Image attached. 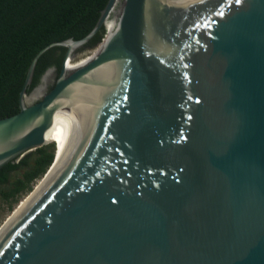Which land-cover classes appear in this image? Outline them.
I'll use <instances>...</instances> for the list:
<instances>
[{
  "label": "water",
  "instance_id": "95a60500",
  "mask_svg": "<svg viewBox=\"0 0 264 264\" xmlns=\"http://www.w3.org/2000/svg\"><path fill=\"white\" fill-rule=\"evenodd\" d=\"M116 2L83 37L41 48L19 110L0 118V167L80 121L0 232V264H264V0H123L67 69ZM54 46L53 88L50 68L27 93Z\"/></svg>",
  "mask_w": 264,
  "mask_h": 264
},
{
  "label": "trees",
  "instance_id": "16d2710c",
  "mask_svg": "<svg viewBox=\"0 0 264 264\" xmlns=\"http://www.w3.org/2000/svg\"><path fill=\"white\" fill-rule=\"evenodd\" d=\"M106 1L0 0V118L19 110V93L34 55L53 41L79 39L86 35ZM122 3L123 0H117L105 23L77 51L99 46ZM65 51L64 46H54L40 55L26 88L27 93L40 83L48 69L59 71ZM78 63L68 62L67 69L75 68ZM54 153L55 144L50 142L1 166L0 206L12 207L30 192L34 182L48 170Z\"/></svg>",
  "mask_w": 264,
  "mask_h": 264
},
{
  "label": "rangeland",
  "instance_id": "374dc122",
  "mask_svg": "<svg viewBox=\"0 0 264 264\" xmlns=\"http://www.w3.org/2000/svg\"><path fill=\"white\" fill-rule=\"evenodd\" d=\"M96 48H93V49H83V50H79V51H77V49H78L77 48L74 51L73 56L71 58H68L67 59V63L69 62L70 64H75V63H78L79 62L77 64V66H80L81 64L85 63L91 57V54L94 52V50H96ZM57 76H58V72L57 73L53 72V73H50L49 74V78L47 80V83L45 84V88L43 90V93H47L48 92L49 84H51V83L54 84ZM65 138H66V136L63 137V138H60V139H57V140L53 141V143L56 144L55 149H57L58 156L60 155L61 152H65V149H64V147L66 146L65 145ZM50 142L51 141H49L48 143H50ZM48 174L46 175L45 178H43L44 177V175H43L41 178H39L38 180H36L34 182V184H33V189L30 192L24 194L16 203H14L12 205V207H8L6 204H2L0 206V232L7 226V224L11 220H14V218L17 216L16 214H18V212L30 200H32L31 198H33L35 196V194H37V192L44 186V184H45V182L47 180V177L49 176ZM35 189H36V191L34 192Z\"/></svg>",
  "mask_w": 264,
  "mask_h": 264
},
{
  "label": "bare ground",
  "instance_id": "6f19581e",
  "mask_svg": "<svg viewBox=\"0 0 264 264\" xmlns=\"http://www.w3.org/2000/svg\"><path fill=\"white\" fill-rule=\"evenodd\" d=\"M67 64L68 63H66V67H67ZM79 122L80 121H78V123H76L74 126H73V128L69 131V132H67V133H65V134H62V135H60V136H58V137H55V138H52V139H50V140H47L48 142L49 141H51V142H53V141H55V140H57V139H60V138H63V137H65L66 136V138H65V147H64V149H65V152H61L60 153V155L59 156H57V149L55 150V160H54V164L52 165V167L50 168V170L48 171V177H47V180H46V182H45V184H44V186L53 178V176L57 173V171L60 169V167L62 166V164L64 163V160H65V158L68 156V154H69V152H70V150H71V148H72V146H73V144H74V141H75V139H76V137H77V133H78V131H77V124L79 125ZM55 146H56V144H55ZM52 171V172H51ZM46 174V175H47ZM46 175L44 176V178L46 177ZM43 186V187H44ZM42 187V188H43ZM31 199H33V198H31ZM31 201V200H30ZM29 201V202H30ZM28 202V203H29ZM28 203L24 206V207H26L27 205H28ZM23 207V208H24ZM22 208V209H23ZM19 215V214H18ZM17 215V216H18ZM16 216V217H17ZM15 217V218H16ZM14 218V219H15Z\"/></svg>",
  "mask_w": 264,
  "mask_h": 264
},
{
  "label": "flooded vegetation",
  "instance_id": "af4514ba",
  "mask_svg": "<svg viewBox=\"0 0 264 264\" xmlns=\"http://www.w3.org/2000/svg\"><path fill=\"white\" fill-rule=\"evenodd\" d=\"M55 73H57L56 69H55ZM41 80H42V78H41ZM41 82H42V81H41ZM41 82H40V83H41ZM53 86H54V84H52V83H51V84H49L48 91H49V89H50L51 87L53 88ZM52 88H51V89H52ZM51 89H50V90H51Z\"/></svg>",
  "mask_w": 264,
  "mask_h": 264
}]
</instances>
